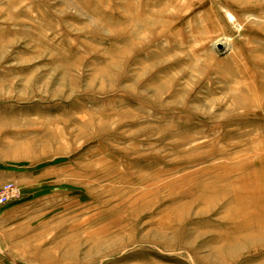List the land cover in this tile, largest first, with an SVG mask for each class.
Segmentation results:
<instances>
[{
    "label": "rangeland",
    "instance_id": "rangeland-1",
    "mask_svg": "<svg viewBox=\"0 0 264 264\" xmlns=\"http://www.w3.org/2000/svg\"><path fill=\"white\" fill-rule=\"evenodd\" d=\"M10 185L0 264H264V0H0Z\"/></svg>",
    "mask_w": 264,
    "mask_h": 264
},
{
    "label": "built area",
    "instance_id": "built-area-1",
    "mask_svg": "<svg viewBox=\"0 0 264 264\" xmlns=\"http://www.w3.org/2000/svg\"><path fill=\"white\" fill-rule=\"evenodd\" d=\"M17 191L18 190L12 185L5 186L0 192V204H6L11 199V197L15 198Z\"/></svg>",
    "mask_w": 264,
    "mask_h": 264
},
{
    "label": "bare ground",
    "instance_id": "bare-ground-1",
    "mask_svg": "<svg viewBox=\"0 0 264 264\" xmlns=\"http://www.w3.org/2000/svg\"><path fill=\"white\" fill-rule=\"evenodd\" d=\"M216 47H219V48L221 47V48H223V49H224V44H223V43H221V42H220V43L218 42V43L216 44Z\"/></svg>",
    "mask_w": 264,
    "mask_h": 264
}]
</instances>
